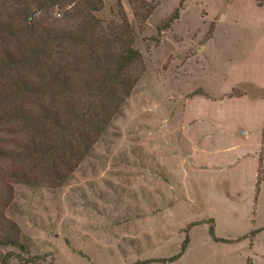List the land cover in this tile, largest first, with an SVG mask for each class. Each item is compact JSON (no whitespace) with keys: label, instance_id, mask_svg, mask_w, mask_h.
<instances>
[{"label":"rangeland","instance_id":"1","mask_svg":"<svg viewBox=\"0 0 264 264\" xmlns=\"http://www.w3.org/2000/svg\"><path fill=\"white\" fill-rule=\"evenodd\" d=\"M23 9L34 36L1 39L0 57L45 29L89 28L80 70L90 52L115 54L130 41L142 63L121 111L67 179L48 175L38 156L29 165L0 157V217L21 243L0 245V262L264 264V0H0V19ZM34 71L4 72L0 111L48 101L7 90ZM17 125L0 120L10 155L31 137ZM31 168L34 185L7 173Z\"/></svg>","mask_w":264,"mask_h":264},{"label":"trees","instance_id":"2","mask_svg":"<svg viewBox=\"0 0 264 264\" xmlns=\"http://www.w3.org/2000/svg\"><path fill=\"white\" fill-rule=\"evenodd\" d=\"M20 16L27 19L25 26L15 24L14 19ZM9 18L7 21L0 19V40L25 35L33 38L34 28L29 22L30 18H26V9ZM177 18L178 10L168 24ZM91 32L88 28L66 36L62 31L45 29L39 36V42L34 39L25 50L13 54L6 51L1 55L0 78L4 72L15 67H30L36 71L32 77L20 76L9 84L7 90L11 95L38 98L44 94L48 96V101L10 107L6 104L8 108L0 111L1 121H15L21 132L31 134L21 143L23 152L10 155V151L0 147V157L14 156L13 159L25 160L28 163L26 165H29L38 156L46 163L45 172L48 175L65 180L67 171L75 165L74 161L86 156L97 139L107 131L111 120L119 114L137 82L136 78L131 79L130 73L142 63V55L130 41L115 54L109 51L90 52L87 55L89 62H86L84 70H80L77 59L82 49L77 48L90 43ZM55 44L64 49H49ZM33 170L18 169L7 173L26 185H34L36 183L31 179ZM2 173L0 167V179ZM2 194L0 191V204L3 203ZM0 225V229L5 227L3 236H0V245L21 246L16 225L5 217H0ZM7 260L4 256L0 264H6Z\"/></svg>","mask_w":264,"mask_h":264},{"label":"crops","instance_id":"3","mask_svg":"<svg viewBox=\"0 0 264 264\" xmlns=\"http://www.w3.org/2000/svg\"><path fill=\"white\" fill-rule=\"evenodd\" d=\"M241 131H245V130H244V129L240 130V134H241V135H245V134H246V131H245V134H242ZM262 141H263V143H264V132H263V135H262Z\"/></svg>","mask_w":264,"mask_h":264},{"label":"water","instance_id":"4","mask_svg":"<svg viewBox=\"0 0 264 264\" xmlns=\"http://www.w3.org/2000/svg\"><path fill=\"white\" fill-rule=\"evenodd\" d=\"M36 15V12H34L33 14H32V16L34 17ZM241 133L242 134H245V131H241Z\"/></svg>","mask_w":264,"mask_h":264}]
</instances>
